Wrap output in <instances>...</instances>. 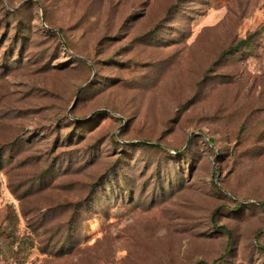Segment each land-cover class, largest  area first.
I'll list each match as a JSON object with an SVG mask.
<instances>
[{
  "label": "rangeland",
  "instance_id": "374dc122",
  "mask_svg": "<svg viewBox=\"0 0 264 264\" xmlns=\"http://www.w3.org/2000/svg\"><path fill=\"white\" fill-rule=\"evenodd\" d=\"M215 260L264 264V0H0V264Z\"/></svg>",
  "mask_w": 264,
  "mask_h": 264
},
{
  "label": "trees",
  "instance_id": "16d2710c",
  "mask_svg": "<svg viewBox=\"0 0 264 264\" xmlns=\"http://www.w3.org/2000/svg\"><path fill=\"white\" fill-rule=\"evenodd\" d=\"M250 37H251V36L249 35V36H247L246 38H244L243 40H240V41L237 43L236 46L238 47V46H242V45H244V44L250 39ZM216 261H217V260H215V261L212 262L211 264H213V263L215 264Z\"/></svg>",
  "mask_w": 264,
  "mask_h": 264
}]
</instances>
